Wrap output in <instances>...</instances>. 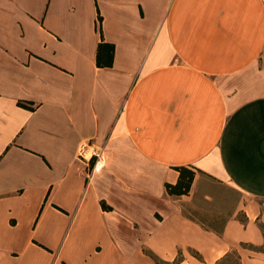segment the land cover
I'll use <instances>...</instances> for the list:
<instances>
[{
	"label": "crops",
	"instance_id": "1",
	"mask_svg": "<svg viewBox=\"0 0 264 264\" xmlns=\"http://www.w3.org/2000/svg\"><path fill=\"white\" fill-rule=\"evenodd\" d=\"M257 201L264 0H0V264L213 263Z\"/></svg>",
	"mask_w": 264,
	"mask_h": 264
},
{
	"label": "rangeland",
	"instance_id": "2",
	"mask_svg": "<svg viewBox=\"0 0 264 264\" xmlns=\"http://www.w3.org/2000/svg\"><path fill=\"white\" fill-rule=\"evenodd\" d=\"M89 155H90V152L86 156H89ZM229 198L233 199V196L229 195ZM226 203L228 205V201H226ZM257 203L260 204L262 207H264V201H257ZM199 207L202 213L212 211L208 206L204 204L199 205ZM200 219L209 221L208 222L209 225H212L211 224L212 217L202 214V216H200ZM261 229L262 231H264V226H261ZM261 247L262 246H252L249 244H241L240 246H238L236 249H233L228 254L235 253L236 255H238V257L240 258L241 264H264V253H261L262 255H258L256 254L258 252H255L253 250L255 248L261 249ZM217 261L213 263H206L204 262V259L201 256H199L197 253H195L191 249L179 250L176 258L172 262L164 261L158 258L157 256L150 254V264H216Z\"/></svg>",
	"mask_w": 264,
	"mask_h": 264
},
{
	"label": "trees",
	"instance_id": "3",
	"mask_svg": "<svg viewBox=\"0 0 264 264\" xmlns=\"http://www.w3.org/2000/svg\"><path fill=\"white\" fill-rule=\"evenodd\" d=\"M98 22L101 23L100 18H98ZM102 47L103 46L100 45L98 48V55H97L98 65L100 64L99 57H100ZM107 47L110 48V51L112 53L113 47L111 45H107ZM111 61H112V55L110 56V63L108 66L111 65ZM19 105L22 107H26L25 105L21 103H19ZM175 170L179 173L178 181L175 185L166 184L165 185L166 191L168 195L175 196V197L187 195L190 191V188H191L194 176H195V172L185 167L176 168ZM253 250L258 253H264V245H262L261 249L255 248ZM216 264H241V262H240V258L238 257V255L233 253V254H226L220 260H218Z\"/></svg>",
	"mask_w": 264,
	"mask_h": 264
},
{
	"label": "built area",
	"instance_id": "4",
	"mask_svg": "<svg viewBox=\"0 0 264 264\" xmlns=\"http://www.w3.org/2000/svg\"><path fill=\"white\" fill-rule=\"evenodd\" d=\"M84 148L85 147H81L80 148V151H79V159H81V160H86V153L84 152ZM94 157L96 158V159H98V156L97 155H94ZM99 163L96 161V163H95V165H94V168H93V171H97V170H99V169H97V165H98Z\"/></svg>",
	"mask_w": 264,
	"mask_h": 264
},
{
	"label": "bare ground",
	"instance_id": "5",
	"mask_svg": "<svg viewBox=\"0 0 264 264\" xmlns=\"http://www.w3.org/2000/svg\"><path fill=\"white\" fill-rule=\"evenodd\" d=\"M89 156H86V158H88ZM99 167H100V165L99 166H97V169H99Z\"/></svg>",
	"mask_w": 264,
	"mask_h": 264
}]
</instances>
